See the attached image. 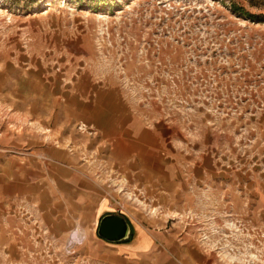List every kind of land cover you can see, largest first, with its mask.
Masks as SVG:
<instances>
[{"label": "rangeland", "instance_id": "1", "mask_svg": "<svg viewBox=\"0 0 264 264\" xmlns=\"http://www.w3.org/2000/svg\"><path fill=\"white\" fill-rule=\"evenodd\" d=\"M6 1L0 0V58L9 53L16 63L44 65L42 72H13L12 80L44 81L49 97L100 100L121 113L120 132L132 143L142 124L136 161L143 178L175 180L171 200L182 215L139 212L129 220L166 241L171 257L178 249L168 240L189 239L220 264H264V0ZM10 16L43 17L47 34L34 32L39 20L15 24ZM28 43L37 51L41 44V55L28 56ZM79 128L96 144L93 126ZM113 193L110 211L146 209ZM97 226L81 232L82 243H70L71 232L19 227L15 239L25 248L15 252L25 258L16 264H120L111 255L116 243L100 239ZM162 253L156 247L143 259L174 262Z\"/></svg>", "mask_w": 264, "mask_h": 264}, {"label": "crops", "instance_id": "2", "mask_svg": "<svg viewBox=\"0 0 264 264\" xmlns=\"http://www.w3.org/2000/svg\"><path fill=\"white\" fill-rule=\"evenodd\" d=\"M12 20L15 24L39 20L34 32L40 37L47 34V20L43 17ZM27 30L25 34L30 37L32 31ZM7 32L10 35L14 30L8 27ZM10 40L16 38L7 42ZM25 50L28 56H37L42 47L40 44L37 51L28 43ZM10 55L0 58V264H16L19 258H25L15 252L19 246L25 248L23 240L15 239L19 227L31 229L33 225L41 232L70 233L79 226L87 232L106 214L123 216L132 229L128 241L110 245L112 258L120 264H136V256L140 258L138 264H153L143 257L156 247L163 249L167 263L220 264L203 251L199 242L189 239L179 245L169 239L178 250L175 257L168 256L166 241L160 244L146 227L129 220L139 212L165 218L184 213L171 200L176 184L173 178H143L144 166L136 161L143 148L142 124L134 143L127 141L116 117L120 112L106 110L100 100L83 102L77 95L66 100L63 96L49 97L44 81L12 80L13 72H42L44 65L31 58L16 63ZM117 104L121 105L118 97ZM79 124L96 129V144L90 132L82 131ZM105 143L110 144L106 156ZM114 190L146 209L134 208L133 213L110 211ZM163 220L165 225L169 222ZM180 249L184 254L178 253Z\"/></svg>", "mask_w": 264, "mask_h": 264}, {"label": "water", "instance_id": "3", "mask_svg": "<svg viewBox=\"0 0 264 264\" xmlns=\"http://www.w3.org/2000/svg\"><path fill=\"white\" fill-rule=\"evenodd\" d=\"M97 235L105 242L120 243L129 238L130 226L123 216L106 214L98 222Z\"/></svg>", "mask_w": 264, "mask_h": 264}, {"label": "clouds", "instance_id": "4", "mask_svg": "<svg viewBox=\"0 0 264 264\" xmlns=\"http://www.w3.org/2000/svg\"><path fill=\"white\" fill-rule=\"evenodd\" d=\"M83 230L77 226L72 230V232L69 234L70 235V243H82L83 240L80 238V234Z\"/></svg>", "mask_w": 264, "mask_h": 264}, {"label": "trees", "instance_id": "5", "mask_svg": "<svg viewBox=\"0 0 264 264\" xmlns=\"http://www.w3.org/2000/svg\"><path fill=\"white\" fill-rule=\"evenodd\" d=\"M243 15H245V16H248L249 18H255V19H257L258 20V18L259 17H257V16H252L251 14H248V13H243ZM262 22H264V19L262 20ZM128 222V221H127ZM129 224V223H128ZM129 226H130V224H129ZM130 229H131V227H130ZM132 230V229H131ZM132 237V232L130 233V236H129V238L128 239H126L125 241H122V242H120V243H123V242H126V241H128L130 238Z\"/></svg>", "mask_w": 264, "mask_h": 264}]
</instances>
